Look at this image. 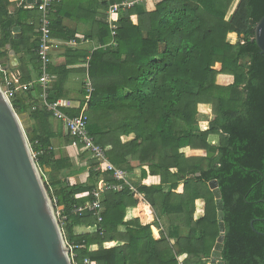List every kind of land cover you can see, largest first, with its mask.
<instances>
[{"label":"trees","instance_id":"obj_1","mask_svg":"<svg viewBox=\"0 0 264 264\" xmlns=\"http://www.w3.org/2000/svg\"><path fill=\"white\" fill-rule=\"evenodd\" d=\"M119 1L109 0L104 13H95L90 38L101 46L90 59L94 91L85 114L89 132L113 164L160 179L138 185L154 223L140 221L139 201L126 185L105 191L101 220L93 212L73 214L75 206L93 200L100 179L117 181L96 163L85 182L72 178L85 168L57 158L53 140L61 128L55 130L52 114L39 104V85L12 99L43 176L50 169L71 177L45 184L56 211L67 217L59 221L75 264H215L221 233L213 179L224 202L222 260L264 264V53L254 39L264 0H155L150 8L138 4L118 13L112 35L106 11ZM12 3L0 0V62L9 56V43L16 51L26 45L28 23L41 14L24 5L11 11ZM62 13L58 8L52 14L55 37L65 32ZM15 24L24 29L22 39H12ZM223 75L233 81L219 83ZM84 102L65 112L78 115ZM204 108L211 116L201 121ZM211 146L217 151L208 157ZM186 149L206 155L188 156ZM160 224L164 231L157 239L152 226ZM81 226L97 230L79 233ZM110 242L116 244L106 247Z\"/></svg>","mask_w":264,"mask_h":264},{"label":"water","instance_id":"obj_2","mask_svg":"<svg viewBox=\"0 0 264 264\" xmlns=\"http://www.w3.org/2000/svg\"><path fill=\"white\" fill-rule=\"evenodd\" d=\"M41 0H27L37 4ZM11 25V21H8ZM22 38L21 27H11ZM255 41L264 53V16L255 27ZM3 67L7 64L2 63ZM217 151L211 146L208 157ZM216 198L219 228L212 263L222 260L226 226L217 179L209 181ZM253 224V222H252ZM0 264H74L43 173L33 155L25 126L0 86Z\"/></svg>","mask_w":264,"mask_h":264},{"label":"crops","instance_id":"obj_3","mask_svg":"<svg viewBox=\"0 0 264 264\" xmlns=\"http://www.w3.org/2000/svg\"><path fill=\"white\" fill-rule=\"evenodd\" d=\"M12 1L11 11H14L22 5H24L27 9H34V7H27V0ZM107 1L109 0H57L55 7L56 10L61 8V11L63 12L62 15H60V19L62 25L65 26V32H62V35H58L56 37L52 35L54 42L51 49L52 63L50 66V72L53 79L50 84L49 100L50 96L55 97V101L61 99L69 100L74 106L72 109L75 110L81 106L82 101H85V83L89 74L91 55L101 46L97 42V39L90 38V35L95 29L94 23H97L95 13H104ZM151 3L152 4L149 8L155 2L151 1ZM28 24L29 26H32V30L27 32L26 37L28 39L26 45L21 47L19 51H16L12 43H9L7 45L9 56L4 59L2 63L7 64L9 71L19 76L22 84H29L31 86L30 88H33L36 85L41 87L38 82L41 75V62L36 52L40 36V18L35 22L30 21ZM15 25L21 27L23 38V27L18 24ZM12 39H15L13 38V33ZM22 92L24 93L25 91ZM40 95L41 93L38 96V101L41 105ZM53 123L55 130L58 131L59 128H61V133H59V135L53 140V147L57 158L69 157L74 165V168H85L84 171L72 176L75 180L85 182L88 178L90 168L96 162L93 163V165L80 163L81 157H83V154H86V152H83L80 148L73 146L72 141L69 140L70 136L68 135V131L62 121L53 118ZM47 173L48 175L50 174V178L47 179H50L52 182L59 179L68 181V179L71 178L65 176V171H55L53 173L50 172V169H47L46 177ZM130 177L132 182L137 186L145 183H158L160 180L143 179L141 168H137L133 173H130ZM179 191H182V186ZM137 215L142 222L139 207H137ZM162 227V231H164V226L162 225ZM152 229L155 238L159 239L162 234L160 225H153ZM93 230L95 231L96 227L81 226L77 228L79 233L87 231L92 232ZM110 243L112 245L109 246V243H107L106 247H111L116 244L114 242ZM96 248L97 247H94V249Z\"/></svg>","mask_w":264,"mask_h":264},{"label":"built area","instance_id":"obj_4","mask_svg":"<svg viewBox=\"0 0 264 264\" xmlns=\"http://www.w3.org/2000/svg\"><path fill=\"white\" fill-rule=\"evenodd\" d=\"M56 2L57 0H41L40 3L27 5L28 8L37 7L41 13L39 44L36 50L38 58L41 62V75L38 79V82L42 88L40 95L41 106H43L48 112H50L54 119L62 121L64 123L68 134L73 137V146L80 148L83 152H86L88 155H90V157H92L96 161V168L104 166L108 171L112 172L113 178L117 181V183H112L105 179H100L97 187L92 191V195L94 197L93 200L88 201L83 205L75 206L72 213L75 215H81L87 211L93 212L98 216L99 220H101L102 217L100 216V209L102 208V197L105 191L109 189L116 190L119 186L126 185L129 187L135 198H137L139 201L138 207L142 222L144 224H152L156 219L154 210L149 201L146 199L145 195L130 179V173L113 164L108 157L107 149L96 143L94 136L89 132L88 120L85 111L94 91V86L89 74L85 83V102L83 107H81V111L78 115L70 116L67 112H65V109L74 108L73 104L69 100H49L50 84L53 79V76L50 72V66L52 63L51 49L54 42V39L52 37V14L56 11ZM138 4L145 5L146 0H121L110 5L106 12V15L110 24V28L112 30V35L116 34L119 27L116 18L118 13L126 9L133 8ZM0 86L11 103L12 99L19 92L27 91L31 87L29 84H22L20 82L19 76L9 71L8 68L3 67L2 62H0ZM36 107L37 106H34L33 109H35ZM33 155L34 157L36 156L35 152H33ZM53 203L56 211L57 200L54 199ZM57 212L58 217L61 216L63 220L67 218L66 216L62 215L61 209L58 208L56 213ZM160 230H163L161 224ZM67 245L69 247L71 259L75 264V254L73 252V246L69 245L68 243ZM85 262H88V260H86ZM178 264L185 263L179 260Z\"/></svg>","mask_w":264,"mask_h":264},{"label":"rangeland","instance_id":"obj_5","mask_svg":"<svg viewBox=\"0 0 264 264\" xmlns=\"http://www.w3.org/2000/svg\"><path fill=\"white\" fill-rule=\"evenodd\" d=\"M151 1L155 2V0H147L146 1V5H144V6H146V8H149V6L152 4ZM228 40L230 42H232V43H236L237 40H238V37H236L235 39H232L230 36H228ZM231 81H233V78L230 77L229 75H223V76H219L218 77V82L219 83H229ZM209 108L211 109L210 105H209ZM209 108L208 109L204 108L205 110L203 109L201 111V114L199 116L201 121L202 120H206L209 116H211V114H208ZM185 151H186V154L188 156L206 155V152H204V151H197V150H190V149H186ZM95 162L96 161L92 157H90V155H88L87 153L83 154V157H81V159H80V163H82V164L93 165V163H95ZM47 178H50V174L48 175V173H47V177H44V179L47 180ZM130 179H131V177H130ZM56 215H57L58 219H62L63 220V218L61 216L58 217V212L56 213Z\"/></svg>","mask_w":264,"mask_h":264},{"label":"bare ground","instance_id":"obj_6","mask_svg":"<svg viewBox=\"0 0 264 264\" xmlns=\"http://www.w3.org/2000/svg\"><path fill=\"white\" fill-rule=\"evenodd\" d=\"M23 122V121H22Z\"/></svg>","mask_w":264,"mask_h":264}]
</instances>
